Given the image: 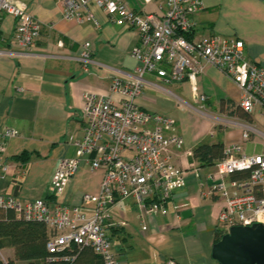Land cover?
Instances as JSON below:
<instances>
[{"label": "crops", "instance_id": "1", "mask_svg": "<svg viewBox=\"0 0 264 264\" xmlns=\"http://www.w3.org/2000/svg\"><path fill=\"white\" fill-rule=\"evenodd\" d=\"M22 1L42 28L33 55L8 53L15 49L9 43L14 18L2 13L0 19V38L7 40L0 42V50L7 51L0 56V134L5 128L17 131L15 136L3 140L8 171L0 174V193L14 196L17 187L16 197L22 200L44 198L69 207L78 206L85 193L94 194L99 190L102 170H92L86 160L82 161L58 195L49 189L50 179L58 162L74 155L72 141L82 136L84 93L109 95L112 77L130 79L135 75L138 62L130 52L139 43V36L134 29L108 22L98 9L99 29L91 23L64 20V0ZM201 1L203 8L196 15L192 37L210 32L235 36L244 42L247 57L264 68V0ZM127 2L135 11L162 12L159 1ZM83 44L91 51L89 62L80 60ZM143 78L144 94L136 103L147 112L173 118L176 130L183 137L175 163L186 172L185 185L174 190L168 199L166 216L156 214L143 219L146 230L141 228L140 212L132 198L121 199L111 207L106 231L118 264H168L169 260L174 264H219L211 250L222 201L201 196L208 168L199 167L192 149L199 143L217 141L214 138L218 134L222 138L218 140L224 145L240 141V128L218 130L211 113L226 112L221 110L222 103L232 101L238 105L241 91L218 68L205 65L197 77V85L199 93L207 97L203 103L207 115L197 111L201 103L194 100L187 81L165 83L155 73L145 74ZM113 97L117 99L118 95ZM178 98L186 107L178 104ZM229 116L261 126V118H256V114L248 119ZM254 137L264 142L259 136L252 135L251 139ZM23 151L35 152L38 156L26 164L15 161L13 156ZM83 210L91 214L92 204ZM184 210H189L190 215L183 217ZM14 258L13 247L0 248V261L42 264Z\"/></svg>", "mask_w": 264, "mask_h": 264}, {"label": "built area", "instance_id": "2", "mask_svg": "<svg viewBox=\"0 0 264 264\" xmlns=\"http://www.w3.org/2000/svg\"><path fill=\"white\" fill-rule=\"evenodd\" d=\"M153 1L160 2L161 13L135 11L127 0L63 1L64 20L91 23L99 29L98 9L108 22L136 30L139 43L130 54L138 65L130 79L112 77L109 95L84 93L82 136L72 141L74 155L62 158L50 179L49 189L60 194L86 160L92 170L103 171L96 193H85L81 205L71 207L44 198L22 200L0 193V208L12 210L18 219L42 222L50 230L46 243L49 254L88 246L101 264H118L106 231L111 207L121 199L132 198L143 222L141 228L146 230L143 219L156 214L166 216L168 199L174 190L185 185L186 172L175 163L176 153L183 146L175 121L147 112L136 103L144 94L143 76L151 73L165 83L187 81L194 100L201 103L197 111L203 114H207L203 105L207 97L199 93L197 77L205 65L218 68L237 84L241 91L238 106L249 116L258 114L261 126L240 122L236 117H214V125L240 128V141L224 145L223 158L208 172L201 196L222 201L217 225L224 234L232 226H250L264 220V149L259 154H247L243 147L252 135L264 141V68L247 57L244 42L235 36L213 32L197 38L189 36L195 29L196 15L203 8L201 0H142L144 4ZM2 13L14 18L9 43L15 49L8 53L33 55L42 28L40 21L27 11L22 0H0V19ZM5 53L0 50V56ZM90 56L88 45L83 44L80 60L89 62ZM178 104L186 107L180 98ZM16 134L10 128L0 134V174L8 171L3 140ZM244 171L249 173L247 178H230L231 174ZM208 180L217 183L209 185ZM89 204L91 214L83 210ZM53 258L56 257L48 260ZM168 264L174 261L169 260Z\"/></svg>", "mask_w": 264, "mask_h": 264}, {"label": "trees", "instance_id": "3", "mask_svg": "<svg viewBox=\"0 0 264 264\" xmlns=\"http://www.w3.org/2000/svg\"><path fill=\"white\" fill-rule=\"evenodd\" d=\"M189 36L191 37L192 34ZM221 110H225L229 115H238L247 119L249 117L232 101L225 105L222 103ZM221 128L217 127L218 130ZM223 148L224 143L221 140L199 143L193 147L192 156L198 161L199 167H213L223 158ZM35 156H38L35 152L23 151L13 156V159L26 164ZM248 174L247 171L236 172L231 174L230 178H247ZM50 233L44 223L18 219L12 210L0 208V248L13 247L15 260H24L30 263L41 261L42 264H101L99 257L88 246L68 248L59 254H49L46 243ZM223 235V231L216 227L214 243L218 242ZM53 256L56 258L48 260V257ZM66 256H72L73 259L66 260L64 258ZM0 264H14V261H0Z\"/></svg>", "mask_w": 264, "mask_h": 264}, {"label": "water", "instance_id": "4", "mask_svg": "<svg viewBox=\"0 0 264 264\" xmlns=\"http://www.w3.org/2000/svg\"><path fill=\"white\" fill-rule=\"evenodd\" d=\"M209 183L213 182L209 180ZM14 196H17V187ZM181 215L189 216L190 211L184 210ZM211 255L219 264H264V223L232 226L213 244Z\"/></svg>", "mask_w": 264, "mask_h": 264}, {"label": "rangeland", "instance_id": "5", "mask_svg": "<svg viewBox=\"0 0 264 264\" xmlns=\"http://www.w3.org/2000/svg\"><path fill=\"white\" fill-rule=\"evenodd\" d=\"M211 114H213L215 117H225V118H230V116H229V114L228 113H226V112H220L219 110L218 111H216V113H211ZM256 118H259V116L256 114V116H255ZM217 127H222V128H227V126H225L224 124L223 125H218V123H217ZM231 128H233V127H231ZM219 136L217 137H215L214 138V140H218V138H220V139H222L221 138V135L220 134H218ZM243 147H244V151L247 153V154H259V153H261L262 151H263V149H264V145H263V142H261L259 139H257V138H253V139H249L248 140V142L246 141V143L244 142L243 143ZM206 168H208V170H206L205 172H210V170L212 169V167H206ZM206 173V174H207ZM115 248H114V246H113V244H112V251L113 252H115V250H114Z\"/></svg>", "mask_w": 264, "mask_h": 264}, {"label": "bare ground", "instance_id": "6", "mask_svg": "<svg viewBox=\"0 0 264 264\" xmlns=\"http://www.w3.org/2000/svg\"><path fill=\"white\" fill-rule=\"evenodd\" d=\"M211 181H212V180H211ZM208 182H209V181H208ZM212 182L214 183V181H212ZM213 183H211V184H213ZM209 184H210V183H209ZM211 184H210V185H211ZM263 222H264V220H263Z\"/></svg>", "mask_w": 264, "mask_h": 264}]
</instances>
